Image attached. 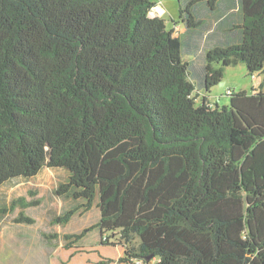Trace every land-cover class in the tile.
Masks as SVG:
<instances>
[{
    "label": "trees",
    "instance_id": "obj_1",
    "mask_svg": "<svg viewBox=\"0 0 264 264\" xmlns=\"http://www.w3.org/2000/svg\"><path fill=\"white\" fill-rule=\"evenodd\" d=\"M179 5L169 29L151 0H0V188L66 170L56 193L83 203L54 223L100 209L64 236L86 264H264V86L225 107L204 94L240 63L264 75V0H239L237 20L222 18L236 0ZM221 9L218 31H236L195 67L185 55ZM39 203L0 215L20 207L32 225ZM95 229L101 241L79 245Z\"/></svg>",
    "mask_w": 264,
    "mask_h": 264
},
{
    "label": "rangeland",
    "instance_id": "obj_2",
    "mask_svg": "<svg viewBox=\"0 0 264 264\" xmlns=\"http://www.w3.org/2000/svg\"><path fill=\"white\" fill-rule=\"evenodd\" d=\"M157 4L153 16H162L167 21L169 29L175 28L174 21L180 17L179 0H151ZM234 4V2H233ZM231 4L230 6H232ZM222 9L215 12L206 13L212 17L211 20V38H202L198 48H195L192 56H186L185 59L193 62L195 67L205 65V54L214 47L224 36L236 31L233 24H224V28L218 31L219 15ZM205 14V12H202ZM226 15L239 18V0H236V6L227 10L222 16ZM176 27L175 35L182 34L186 28L184 24ZM218 31V32H217ZM214 33H216L214 35ZM186 37V36H185ZM256 78L248 71L247 65L240 63L226 68L223 81L212 88L209 93H204L209 97L214 106H230V96L228 91L252 93L255 89H260L261 83L264 86V75L256 73ZM264 90V87H263ZM198 103L203 101V93L197 91L194 94ZM68 172L58 168H44L35 178H15L11 179L0 188V209L10 207L14 200L26 197L27 201H39V205L32 206L24 210L25 215L35 219V224H22L16 222L23 211L20 207L13 212L0 215V264H79L82 261L80 255L75 257V248L66 249L71 241H66L65 235L79 234L84 229L96 225L100 220V209L98 201L91 211L87 213H77L71 222L67 225H58L54 219L67 211L82 205L83 201L76 200L66 195L59 196L56 191L58 187L68 180ZM33 193V194H31ZM57 234L59 237L54 240H48L46 235ZM12 235V237H11ZM41 236V237H40ZM101 232L95 229L79 242V245H94L101 241ZM39 253V254H38ZM79 257V258H78ZM87 258V257H86ZM73 260V261H72Z\"/></svg>",
    "mask_w": 264,
    "mask_h": 264
},
{
    "label": "crops",
    "instance_id": "obj_3",
    "mask_svg": "<svg viewBox=\"0 0 264 264\" xmlns=\"http://www.w3.org/2000/svg\"><path fill=\"white\" fill-rule=\"evenodd\" d=\"M178 27H181V25H178ZM208 27H210V26H208ZM208 28H206V31H208L207 30ZM184 31H182V34L183 35H187V40H188V43H189V45H190V41H191V43L193 44L190 48H194V46H195V43H197L198 44V42H197V40H196V37H199V35L198 36H195L194 35V33H192L190 30H188L187 28H185V29H183ZM208 34H209V31L206 33V35H205V38H208ZM195 49V48H194ZM194 49H192L193 51H192V53L193 52H195L194 51ZM191 53V54H192ZM262 84V83H261ZM260 84V85H261ZM230 91H228V93H229ZM11 237H12V235H11ZM41 237V236H40ZM39 254V253H38Z\"/></svg>",
    "mask_w": 264,
    "mask_h": 264
},
{
    "label": "clouds",
    "instance_id": "obj_4",
    "mask_svg": "<svg viewBox=\"0 0 264 264\" xmlns=\"http://www.w3.org/2000/svg\"><path fill=\"white\" fill-rule=\"evenodd\" d=\"M253 76H255V75H253ZM255 78H256V76H255ZM230 93V92H229Z\"/></svg>",
    "mask_w": 264,
    "mask_h": 264
},
{
    "label": "built area",
    "instance_id": "obj_5",
    "mask_svg": "<svg viewBox=\"0 0 264 264\" xmlns=\"http://www.w3.org/2000/svg\"><path fill=\"white\" fill-rule=\"evenodd\" d=\"M255 78V76H253Z\"/></svg>",
    "mask_w": 264,
    "mask_h": 264
}]
</instances>
